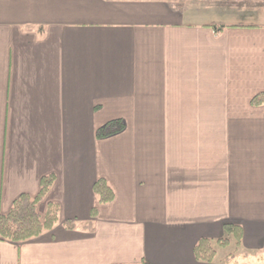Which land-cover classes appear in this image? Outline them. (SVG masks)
<instances>
[{"label": "crops", "instance_id": "crops-1", "mask_svg": "<svg viewBox=\"0 0 264 264\" xmlns=\"http://www.w3.org/2000/svg\"><path fill=\"white\" fill-rule=\"evenodd\" d=\"M191 1L0 0V213L48 177L39 210H60L0 241V264H225L194 255L225 225L242 228L233 264L264 249V23Z\"/></svg>", "mask_w": 264, "mask_h": 264}, {"label": "trees", "instance_id": "trees-1", "mask_svg": "<svg viewBox=\"0 0 264 264\" xmlns=\"http://www.w3.org/2000/svg\"><path fill=\"white\" fill-rule=\"evenodd\" d=\"M225 27H214L218 34ZM264 103V98L255 97L252 100L253 105ZM126 129V123L122 119L113 120L101 127L97 131L98 139H107L121 134ZM54 182V177H48L42 181V187L37 197L31 198L23 195L18 198L7 214L0 213V241L22 244L36 238H39L44 233L54 230L59 222V207L55 204H48L44 213L39 210L40 203L45 198ZM94 195L100 205L111 204L114 201L115 195L109 184L100 179L96 181L93 187ZM92 215H95L93 211ZM91 228V225L89 226ZM66 228H75L73 223L66 224ZM224 237L219 240L202 239L195 249L194 255L197 261L204 263H212L218 252V247L228 246L231 240L236 241L237 246L242 242V228L234 225L224 226ZM212 244L215 245L213 249ZM236 256L229 254L225 259V264H233ZM138 264H148L145 261Z\"/></svg>", "mask_w": 264, "mask_h": 264}, {"label": "rangeland", "instance_id": "rangeland-1", "mask_svg": "<svg viewBox=\"0 0 264 264\" xmlns=\"http://www.w3.org/2000/svg\"><path fill=\"white\" fill-rule=\"evenodd\" d=\"M198 1L201 2V1H208V0H198ZM248 1L251 2L252 0H248ZM191 2H192L191 0H188L189 4L187 5V7L188 6L190 7L192 5ZM238 3L239 1L236 0V2H234V5L231 6L232 2H229V0H222L221 2H219V7H215L212 10V12L215 13V15L218 13V16L220 17V19H224L226 22L230 21L227 19L228 18L227 13L232 14L233 12L234 14L232 15H234L236 18L241 15V18H244V19L247 18L246 21L249 23H253V24H263L264 23V13L262 9L254 10L252 8L246 7L248 4H246L245 7L243 8L241 6H238ZM228 5H229V8H228ZM192 7L194 8V6ZM231 18H234V17H231ZM231 22H236V21L232 20ZM212 247L213 249L216 250L214 244H212ZM217 250L220 253H231L237 257L240 256L238 251L244 252L238 249L236 241L234 240H231L228 246L218 247ZM245 254H247V257L246 259L245 258L241 259V262H240L241 264H264V249H262L261 251H256V252H245Z\"/></svg>", "mask_w": 264, "mask_h": 264}]
</instances>
